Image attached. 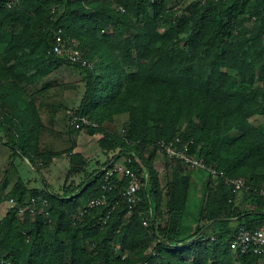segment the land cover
<instances>
[{"label":"trees","instance_id":"1","mask_svg":"<svg viewBox=\"0 0 264 264\" xmlns=\"http://www.w3.org/2000/svg\"><path fill=\"white\" fill-rule=\"evenodd\" d=\"M59 30L92 67L52 50ZM63 65L85 74L74 112L97 123L84 131L101 134L107 156L93 169L75 144L44 142L42 113L54 114L49 99L59 92L48 79ZM118 114L127 120L117 131ZM177 138L250 189L170 157L163 184L157 142ZM0 143L44 182L0 183V205L9 203L0 264H264V254L230 246L239 228L264 223V0H16L14 8L0 0ZM63 155L70 165L55 191L42 170ZM122 156L147 174L131 212L127 180L104 169ZM103 195L105 204L90 205ZM33 198L35 210L20 218ZM44 198L48 215L38 212Z\"/></svg>","mask_w":264,"mask_h":264},{"label":"built area","instance_id":"2","mask_svg":"<svg viewBox=\"0 0 264 264\" xmlns=\"http://www.w3.org/2000/svg\"><path fill=\"white\" fill-rule=\"evenodd\" d=\"M7 1L8 6L10 8H14V2L16 0ZM52 50L72 63H77L89 68L93 66L92 62L84 58L81 50L77 48L75 44L70 43V40L63 36L61 30H59L56 35ZM87 126L96 127L97 123L92 121L88 115H79L76 112H73L70 115L69 129L70 133H72L71 138L73 140L77 138L78 132L84 131ZM179 142L180 140L177 138L176 141L169 142L160 140L157 144L159 146V151H162L168 157L179 160L190 168L204 169L213 179L217 177L223 178L226 184L233 185L234 189L237 191L250 189V186L247 185L246 180L243 177H230L224 171H220L213 166H208L203 159H200L195 154L190 153L192 140L185 142L182 145H180ZM133 160L134 159L132 157L122 156L114 160L108 167H104L106 170V178L116 175L119 179L127 180L128 183L122 191V197L128 203L130 212L134 210V208L137 207L143 200L141 194V190L145 184L143 182V177H147L145 172L141 173L130 166V163L133 162ZM259 192L262 196H264V188H262ZM106 200V196L103 195L101 198L92 201L90 205L95 206L105 204ZM32 202L33 206L29 205L27 207H19V217H24L26 209H30L31 211L35 210L34 204L36 203V199L33 198ZM47 206L48 201L44 198L43 207L39 209L38 212L48 215L49 211L46 209ZM144 225H148L147 220L144 221ZM230 246L233 252L238 255H243L248 252L258 255L264 254V223L255 229H246L244 227L239 228L231 238Z\"/></svg>","mask_w":264,"mask_h":264},{"label":"rangeland","instance_id":"3","mask_svg":"<svg viewBox=\"0 0 264 264\" xmlns=\"http://www.w3.org/2000/svg\"><path fill=\"white\" fill-rule=\"evenodd\" d=\"M85 74L79 69H73L66 65H63L57 71H55L50 77L49 82L56 83L52 88L61 90V96H65L66 98H62L59 102L56 103V108H58V119L56 126L61 128V135L63 139L62 143L59 145H51L50 147L55 150H63L72 147L75 144V140L71 138L70 129H69V117L74 112V110L79 106V103L83 97L85 91ZM62 84V86H60ZM67 84V85H66ZM64 85V86H63ZM63 92V93H62ZM66 116L67 112H69ZM56 114V115H57ZM43 119L46 125L49 123L48 115L49 113H42ZM127 120L125 115L118 114L116 116V122L112 126L114 130H121L123 128L124 122ZM67 126V131L64 130ZM87 132V131H84ZM81 133V132H80ZM88 134V133H87ZM82 135L81 138H76L78 141L76 143L81 150L87 155L90 159V167L93 169L96 167V159L105 161L107 156L99 150L97 135ZM44 139L50 138V130H46L43 134ZM58 138V137H56ZM66 138V139H65ZM73 148H75L73 146ZM14 162V163H13ZM13 163V165H11ZM169 163H173L169 157L165 155L162 151H158L157 160L155 166L158 170L159 177L163 184L166 183L167 177L170 175V167ZM11 165V166H10ZM70 160L67 155H63L62 157H58L49 168L43 169L42 173L46 180L51 185V188L55 191H60L65 180L67 171L69 169ZM10 166V172L7 176L8 180L12 182L16 177L22 176L27 181H30L31 186L42 187L44 186L43 178L40 172L36 171L32 165H30L29 161L21 156H12V149L4 144L0 143V173L3 175L6 171V168ZM8 169V168H7ZM0 174V181L2 177ZM9 204V203H8ZM8 204L0 205V218L3 216L6 210V206ZM21 218V217H20ZM231 226L235 227L237 222L231 221Z\"/></svg>","mask_w":264,"mask_h":264},{"label":"crops","instance_id":"4","mask_svg":"<svg viewBox=\"0 0 264 264\" xmlns=\"http://www.w3.org/2000/svg\"><path fill=\"white\" fill-rule=\"evenodd\" d=\"M67 85V84H66ZM54 92V91H53ZM61 93V90H59V92H57V94H60ZM63 93V92H62ZM57 94H55V93H53L52 95V98H50L49 99V101L50 102H52V104L53 105H56V103L57 102H59L63 97L64 98H66V95L65 96H61V95H57ZM50 109V107H44V110H43V112L45 111V113H49V115H48V121H49V123L47 124V127H48V130H50V131H52V133L50 134V138H48L47 140L46 139H44L45 141V143H49L50 145H59L60 143H62L61 142V140L63 139V136L61 135V128H59V127H57L56 126V124H57V119H58V116H59V114H57L58 113V108H55L54 109V114H52V110H49ZM57 112V113H56ZM68 113H70V111L69 112H67V114H66V116L68 115ZM51 114V115H50ZM57 114V115H56ZM43 116V115H42ZM45 122V121H44ZM46 124V123H45ZM67 126L65 127V129L64 130H66L67 131ZM61 129V130H60ZM88 132H84V131H82L81 133H79L78 134V140H79V138H81V136L84 134V135H86ZM89 134V133H88ZM87 134V135H88ZM94 135H96V134H94ZM56 137H58V138H56ZM101 137V134H98L97 135V139H99ZM66 139V138H65ZM77 140V141H78ZM98 141V140H97ZM1 144H3V143H1ZM77 144L78 143H76L75 142V148H74V152H81V153H83L85 156H87L84 152H83V150H81V148H79L78 149V147H76L77 146ZM12 165V164H11ZM10 165V166H11ZM10 166L9 167H7L6 168V172L2 175L1 173V176H3L2 177V180L0 181V183H4V182H7L9 185L10 184H12V182H10L9 180H8V178H7V176L9 175V172H10ZM1 172V171H0ZM31 186V185H30Z\"/></svg>","mask_w":264,"mask_h":264}]
</instances>
